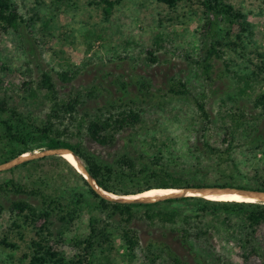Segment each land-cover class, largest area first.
<instances>
[{"label": "rangeland", "instance_id": "rangeland-1", "mask_svg": "<svg viewBox=\"0 0 264 264\" xmlns=\"http://www.w3.org/2000/svg\"><path fill=\"white\" fill-rule=\"evenodd\" d=\"M111 1L117 3L108 16L103 0H11L25 23L17 32L0 34V99L7 100L27 118L45 120L50 103L45 99V91L38 92V84L43 73L49 72L62 97L96 90L98 97L83 107L91 115L109 104L120 103L121 99L131 104L140 113V120L122 132L114 146L93 142L85 131L70 139L107 163L123 154L165 153L189 160L195 154L194 146L201 147L204 135L213 147L225 149V126L240 109L254 117L261 115L263 110L255 107V102L264 94L260 56L264 55V0H227L246 15L250 28L228 21L220 24L215 38L221 43L216 48L222 57H213L208 75L205 59L214 40L212 35L206 38L208 27L199 0H182L175 8L157 0ZM151 51L157 57V64L149 61ZM64 72L72 76L70 83L60 80L59 74ZM174 78L186 81L191 95L168 94L169 83ZM142 79L151 84L144 91H140ZM120 82L128 84L127 95ZM29 89L37 92L35 97L29 94L32 91ZM198 102L206 105L211 123L201 117ZM261 129L264 130V122ZM44 150L47 149L29 153ZM234 156L245 171L250 169L247 165L263 159L247 147H238ZM41 159L44 158L35 160ZM16 168L0 172V183L10 179L32 183L48 177L50 186L61 185L62 180L70 183L67 188L76 184L55 160ZM17 198L0 192V205L5 207L0 213V240L6 239L16 247L5 248L0 243V264H28L24 255L32 251V241L41 237L36 230L24 228L20 234L11 229L10 200ZM133 214L130 227L137 230L140 244L134 255L127 253L117 235L126 225L121 217L93 206L61 237L57 232L62 229L57 226L49 245L58 244L73 257L78 250L71 242L77 237L86 238L90 219L96 218L100 228L112 233L114 247L105 254L97 248L93 264H167L166 246L189 264H198L171 227L164 226V203L134 208ZM230 257L234 264H242L234 250Z\"/></svg>", "mask_w": 264, "mask_h": 264}, {"label": "trees", "instance_id": "trees-1", "mask_svg": "<svg viewBox=\"0 0 264 264\" xmlns=\"http://www.w3.org/2000/svg\"><path fill=\"white\" fill-rule=\"evenodd\" d=\"M103 1L106 5L104 12L110 16L117 2ZM157 1L175 8L182 0ZM199 4L208 27L209 35L206 38L212 35L214 40L208 46L205 59L208 75L212 69L213 57H222L216 48L221 43L215 38L220 24L228 21L241 27L250 26L245 20L246 15L227 0H199ZM24 23L22 15L11 0H0V34L10 33L12 30L17 32ZM149 55L150 63L157 64L155 54L151 51ZM260 56L263 69L264 55ZM59 78L65 84L73 80L65 72L59 74ZM120 84L127 95L128 84ZM139 84L140 91L151 87L147 79H142ZM40 91H45V99L50 103L49 112L42 121L27 118L18 108L11 107L7 100L0 99V165L38 149L67 148L82 159L87 172L102 190L115 195H137L156 189L203 187H238L264 191V130L261 129L264 122V94L255 102V107L263 110L260 116L254 117L240 109L230 124L225 126V149L213 147L205 140L204 135L200 140L201 147L194 146L195 154L189 160L165 153L155 156L123 154L107 163L81 146L74 145L70 141L71 137L85 131L93 142L101 146H114L122 132L139 122L138 110L121 99L120 103L109 104L91 115L83 107L87 101L98 97L96 90L85 95L77 93L62 97L49 72L42 75L38 84V92ZM36 93L32 90L29 94L35 97ZM168 94L187 97L191 95V91L186 81L174 78L169 83ZM197 106L201 117L211 123L206 105L198 102ZM240 140H243L241 145L236 142ZM238 147H247L254 154H261L263 159L259 163H252V166L247 165L250 169L245 171V167L234 156ZM46 159L59 162L76 184L67 188L70 183L62 180L61 185L50 186L51 180L48 177L32 183L16 179L0 183L2 194L6 197H18L10 200L11 229L20 234L24 232V228L36 230L37 235L41 236L40 240L32 241V251L24 255L28 264H93L97 248L104 254L113 250L112 233L107 228H100L96 218L90 219V232L86 238L77 237L69 243L78 250L73 257L64 248H59L58 244L49 245L57 226L62 229L57 232L61 237L81 219L83 212L90 206L101 212L111 210L112 215L118 214L121 217L126 225L121 227L117 235L127 253L134 255L140 244L137 230L130 227L135 218L133 209L157 207L163 203L164 226L171 227L176 238L198 264H234L230 257L232 250L237 253L242 264H264L263 203L199 197L166 199L153 204L115 203L99 195L83 174L65 158L52 156L29 160L17 168L36 166ZM63 186L67 189L64 190ZM4 209L0 205V213ZM0 243L5 248H16L6 239H1ZM165 256L169 258L167 264H189L169 246L164 248V260H167Z\"/></svg>", "mask_w": 264, "mask_h": 264}, {"label": "water", "instance_id": "water-1", "mask_svg": "<svg viewBox=\"0 0 264 264\" xmlns=\"http://www.w3.org/2000/svg\"><path fill=\"white\" fill-rule=\"evenodd\" d=\"M65 155L73 156L76 161L78 162L79 167L85 173V178L88 183L96 190V192L104 197L105 199L115 202V203H125V204H153L159 201H163L166 199H178L184 197H199L204 198L206 194H220V193H228L234 195H247L251 198H256L260 203L264 204V191L262 190H255V189H246V188H238V187H203V188H187V189H176L178 192L174 194H169L163 198L150 200V199H137V200H129L127 198H113L110 196L112 193H108L102 190L95 182L93 177L87 172L86 167L82 159L73 151L67 148H58V149H50L44 150L41 153H33L27 156H20L14 160H11L7 163L0 165V172L5 170H10L15 168L26 161L35 160L45 157H52V156H59L64 158Z\"/></svg>", "mask_w": 264, "mask_h": 264}, {"label": "bare ground", "instance_id": "bare-ground-1", "mask_svg": "<svg viewBox=\"0 0 264 264\" xmlns=\"http://www.w3.org/2000/svg\"><path fill=\"white\" fill-rule=\"evenodd\" d=\"M30 153H26L22 156H27ZM64 158L70 163L72 166H74L77 170H79L83 176H85V173L83 170L78 165V162L76 159L71 156V155H65ZM178 192L176 189H156L152 191H147L144 193H140L137 195H128V196H120V195H115V194H110L113 198H127L129 200H137V199H150V200H156L163 198L169 194H174ZM206 199H211V200H226V201H247V202H259L256 198H251L250 196L247 195H234V194H228V193H220V194H212L208 193L205 195Z\"/></svg>", "mask_w": 264, "mask_h": 264}]
</instances>
